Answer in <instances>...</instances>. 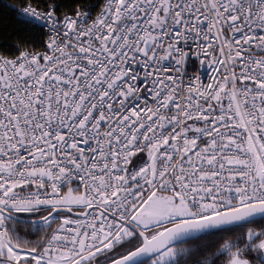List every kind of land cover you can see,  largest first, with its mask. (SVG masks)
I'll return each instance as SVG.
<instances>
[{"label":"built area","instance_id":"2783aa9c","mask_svg":"<svg viewBox=\"0 0 264 264\" xmlns=\"http://www.w3.org/2000/svg\"><path fill=\"white\" fill-rule=\"evenodd\" d=\"M17 13L45 38L0 54V208L53 209L76 185L88 212L0 264L79 263L156 194L183 196L195 220L264 203V0Z\"/></svg>","mask_w":264,"mask_h":264},{"label":"trees","instance_id":"16d2710c","mask_svg":"<svg viewBox=\"0 0 264 264\" xmlns=\"http://www.w3.org/2000/svg\"><path fill=\"white\" fill-rule=\"evenodd\" d=\"M103 0H0V53L5 56L18 55L23 50H41L44 44V31L35 25L20 19L17 9L26 4L39 8L54 6L56 16L63 17L78 10L99 8ZM53 209L33 208L28 214L11 212L26 219H39L47 216ZM7 225V236L17 247L39 253L44 243L51 237L59 220L51 218L45 223L29 224L15 221L2 215ZM264 225V219L235 228L205 234L195 240L174 247L177 253L164 263H156L159 257L143 264H228L231 256L229 250L236 249L243 259L252 264L259 259V244L264 234L248 239L247 230ZM133 236V235H132ZM116 241L112 246L96 253L76 264H107L138 249L134 237ZM173 249V248H172ZM53 257V256H51ZM54 258V257H53Z\"/></svg>","mask_w":264,"mask_h":264},{"label":"water","instance_id":"95a60500","mask_svg":"<svg viewBox=\"0 0 264 264\" xmlns=\"http://www.w3.org/2000/svg\"><path fill=\"white\" fill-rule=\"evenodd\" d=\"M165 198L168 200V196L165 195ZM170 199L174 205L178 200L174 197H170ZM87 212L88 209H85L83 212H75L70 208H58L51 211L45 217L39 219H26L0 208V213L4 216L15 221L29 224L45 223L60 214H67L72 218L82 219L86 216ZM263 219L264 203H261L239 207L204 219L184 220L166 227L150 238L131 223H127V228L141 237L142 244L138 249L107 264H143L151 259L159 257L169 249L195 240L205 234L235 228Z\"/></svg>","mask_w":264,"mask_h":264},{"label":"rangeland","instance_id":"374dc122","mask_svg":"<svg viewBox=\"0 0 264 264\" xmlns=\"http://www.w3.org/2000/svg\"><path fill=\"white\" fill-rule=\"evenodd\" d=\"M258 173L263 177V170L261 164H259L258 158H256ZM178 200L175 205L170 204L164 195L156 194L152 196L149 200H147L141 208L138 210L136 215L133 218L132 222H136L140 224V227L143 230H147L151 236L155 235L159 231L165 229L169 224H173L179 221H184L192 218V211L184 199L183 196H176ZM141 200L138 201L137 204L140 203ZM62 206H66L67 208H71L75 212H83L87 208V200L86 195L83 191L79 190L76 185H72L68 187L66 192L64 193V202ZM33 208H24V209H15L17 213H21L23 215L28 214L32 211ZM54 219H58L59 223L65 222H79V219H75L70 217L67 214H60ZM260 233L264 234V225L261 227H255L247 230L248 239L253 236L259 235ZM132 236V233L129 229L125 228L122 232L119 242H123L125 238H129ZM2 241V240H1ZM8 243L14 245L9 237L7 236ZM259 244L264 245V239L259 242ZM137 246H141V243H138ZM16 247V250H26L20 247ZM4 250V249H3ZM231 256V260L228 264H252L249 260L243 259L240 256V252L236 249H231L228 251ZM177 253L176 249H169L163 254L159 256L156 263H164L170 260ZM2 257L0 258H10L8 253H1ZM22 261H26V258H22Z\"/></svg>","mask_w":264,"mask_h":264},{"label":"flooded vegetation","instance_id":"af4514ba","mask_svg":"<svg viewBox=\"0 0 264 264\" xmlns=\"http://www.w3.org/2000/svg\"><path fill=\"white\" fill-rule=\"evenodd\" d=\"M170 204H172V202H171V199H170V197L168 196V200H167ZM172 205H174V204H172ZM61 207H65V208H67L66 206H61ZM133 221V220H132ZM131 221V224L133 225V226H135L136 228H138L139 230H141L143 233H145L149 238L151 237V235L149 234V232L147 231V230H143L141 227H140V224H138V223H136V222H132ZM179 222H181V221H179ZM176 223H178V222H176ZM173 224H175V223H173ZM170 225H172V224H169L168 226H170ZM167 226V227H168ZM128 229V228H127ZM130 230V229H129ZM130 232L132 233V237H134V238H136V240L138 241V240H140L141 242H142V239H141V237L140 236H138L137 234H135V232H133L132 230H130ZM259 253H260V255H259V259L258 260H256L255 259V261L253 262V264H264V245L262 246V248H260L259 249Z\"/></svg>","mask_w":264,"mask_h":264},{"label":"crops","instance_id":"0c3cea01","mask_svg":"<svg viewBox=\"0 0 264 264\" xmlns=\"http://www.w3.org/2000/svg\"><path fill=\"white\" fill-rule=\"evenodd\" d=\"M1 240L2 239H0V256L1 257H2L1 253L7 254V255H8V253L10 255V252L17 254V250H16V248L12 244L8 243V245H7L6 243H4L3 240L2 241ZM10 249H11V251H10ZM53 257H51L52 258L51 259V262H54V263H59V262L68 260L67 257L61 256V255H53Z\"/></svg>","mask_w":264,"mask_h":264},{"label":"bare ground","instance_id":"6f19581e","mask_svg":"<svg viewBox=\"0 0 264 264\" xmlns=\"http://www.w3.org/2000/svg\"><path fill=\"white\" fill-rule=\"evenodd\" d=\"M50 264H60V263H54V262H51Z\"/></svg>","mask_w":264,"mask_h":264}]
</instances>
